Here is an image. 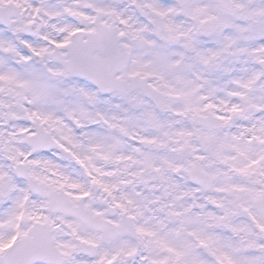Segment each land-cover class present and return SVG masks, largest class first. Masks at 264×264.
Wrapping results in <instances>:
<instances>
[{"label": "snow or ice", "instance_id": "snow-or-ice-1", "mask_svg": "<svg viewBox=\"0 0 264 264\" xmlns=\"http://www.w3.org/2000/svg\"><path fill=\"white\" fill-rule=\"evenodd\" d=\"M0 264H264V0H0Z\"/></svg>", "mask_w": 264, "mask_h": 264}]
</instances>
